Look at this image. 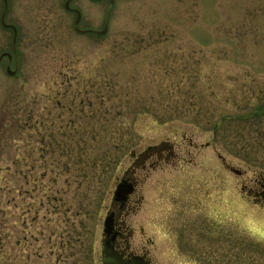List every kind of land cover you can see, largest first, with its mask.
Returning <instances> with one entry per match:
<instances>
[{
	"label": "rangeland",
	"instance_id": "1",
	"mask_svg": "<svg viewBox=\"0 0 264 264\" xmlns=\"http://www.w3.org/2000/svg\"><path fill=\"white\" fill-rule=\"evenodd\" d=\"M64 1L7 0L0 264H102L115 186L148 147L123 251L264 264V204L242 192L264 179V0H71L103 35ZM11 40L0 25V53Z\"/></svg>",
	"mask_w": 264,
	"mask_h": 264
},
{
	"label": "flooded vegetation",
	"instance_id": "2",
	"mask_svg": "<svg viewBox=\"0 0 264 264\" xmlns=\"http://www.w3.org/2000/svg\"><path fill=\"white\" fill-rule=\"evenodd\" d=\"M4 2V0H3ZM71 2V1H70ZM70 4V3H69ZM7 8H8V5H7V0H6V9H5V12L1 13L0 15V25L4 28H7V29H10L12 34L15 33V38L13 39V42L11 44V48L13 47L12 52H9L8 50H4L0 53V62L5 58L6 59V68H10V65H11V61L13 60L15 65L17 64V51H16V48L14 47L16 45V39H17V35H18V28L16 25H13V24H6L5 21H4V17H5V14H6V11H7ZM4 11V10H3ZM80 12V11H79ZM75 16H76V13H75ZM80 20H81V13H80V17H79V21L77 24H75V29L78 28V25L80 23ZM8 25V26H7ZM14 28H13V27ZM78 30H82V31H86V33H89L87 31H90V30H94V29H90V28H86V29H79ZM94 31H97V30H94ZM92 33V32H90ZM81 34V33H80ZM85 34V33H83ZM13 45V46H12ZM16 68V67H15ZM154 148V149H153ZM160 149V150H159ZM159 149H156L155 147H148V151L152 150V154L151 155H154L157 156L158 159H160V151L161 150H164L162 147H160ZM170 155H172V149L173 147L170 146ZM145 150H143L141 153L138 154V159L140 160H137V162H133L132 163V167H131V178H125L123 180L127 181L128 183H130L132 185V192L127 196L126 200L122 203V202H115L113 201L114 203V208L112 209V211L110 213H112L113 215V232L115 233V238L114 240L111 242V245L113 246V248L119 252L125 259H130V257L132 256H139L141 257L143 260L147 261L149 264H155L151 258L149 257L148 255V252L147 250L144 252V251H141V252H138L136 251L135 249H131L130 251V254L128 255L127 253H129L128 251H123L122 247H124L125 245V242L123 241V230H124V225L123 223H119V226H118V223L116 222V217L118 215H120V213L124 210V207L127 206V203L129 202V199L130 197H133V196H137L138 195V188H137V185H138V182H139V178L138 176H136V172L138 171V169L140 168H144V164L145 162L151 157L150 153L149 155L144 152ZM159 151V152H158ZM147 154V155H146ZM134 155V154H133ZM147 160H144L146 159ZM159 161V160H158ZM141 163V164H140ZM157 164V162H154ZM155 165L152 164L150 167L153 168ZM242 192L244 193V195H246L248 198L249 196L250 197H253V199L257 198V196H259V201L264 204V179H262L260 182H258V185H255V187H252V186H249L248 188L243 185L242 186ZM139 197V196H138ZM137 198V197H136ZM119 213V214H117ZM126 252V253H125ZM132 252V253H131Z\"/></svg>",
	"mask_w": 264,
	"mask_h": 264
},
{
	"label": "water",
	"instance_id": "3",
	"mask_svg": "<svg viewBox=\"0 0 264 264\" xmlns=\"http://www.w3.org/2000/svg\"><path fill=\"white\" fill-rule=\"evenodd\" d=\"M113 0H110V3L112 4ZM69 0H67L64 3V7L67 10H71L68 7ZM75 11L77 14V18L75 20V24L78 23L80 12L78 10H72ZM13 27V26H12ZM14 28V27H13ZM106 26L103 28V30L98 31V34H104L106 32ZM9 73L10 72L8 70ZM133 188L130 183H128L125 180H121L118 182L115 186V190L113 192V201L115 202H124L127 198V196L132 192ZM103 228L102 232L106 236V239L103 241L102 244V256H101V263L102 264H149L147 261L143 260L139 256H132L130 259H125L119 252H117L113 246L111 245V242L115 238V233L113 230V215L112 213L105 216L103 220Z\"/></svg>",
	"mask_w": 264,
	"mask_h": 264
},
{
	"label": "trees",
	"instance_id": "4",
	"mask_svg": "<svg viewBox=\"0 0 264 264\" xmlns=\"http://www.w3.org/2000/svg\"><path fill=\"white\" fill-rule=\"evenodd\" d=\"M111 148H112V141H111ZM115 146H118L117 144ZM4 224V223H3ZM5 236V234L3 236L0 235V240H3V237Z\"/></svg>",
	"mask_w": 264,
	"mask_h": 264
}]
</instances>
